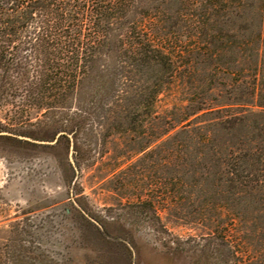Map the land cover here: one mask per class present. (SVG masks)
<instances>
[{
    "label": "trees",
    "instance_id": "1",
    "mask_svg": "<svg viewBox=\"0 0 264 264\" xmlns=\"http://www.w3.org/2000/svg\"><path fill=\"white\" fill-rule=\"evenodd\" d=\"M170 1L178 2L0 0V134H8L0 139L35 146L18 137L27 127L49 129L54 146L68 150L69 135L84 129L116 78L124 84L118 95H133L131 113L198 79L205 96L195 92L161 118L157 140L179 150L164 157V172L212 191L210 202L220 200L227 213L251 206L264 197V0H181L173 16ZM115 63L129 71L100 68ZM137 76L145 78L140 92L129 85ZM141 206L161 223L154 201ZM106 241L130 258L124 243Z\"/></svg>",
    "mask_w": 264,
    "mask_h": 264
},
{
    "label": "rangeland",
    "instance_id": "2",
    "mask_svg": "<svg viewBox=\"0 0 264 264\" xmlns=\"http://www.w3.org/2000/svg\"><path fill=\"white\" fill-rule=\"evenodd\" d=\"M179 1L164 5L168 15ZM100 68L129 71L118 63ZM132 79L130 87L140 92L145 78ZM196 82L175 83L151 109L131 113L133 95L123 100L116 78L84 129L69 135L71 153L54 146L49 129L27 127L20 135L35 146L0 139V264H264L262 195L227 213L220 200L210 202L212 191H195L187 177L180 183L164 172V157L179 150L177 142L157 140L161 118L179 113L191 94L205 96ZM174 165L170 160L167 167ZM145 200L154 201L161 223L141 206ZM105 239L124 243L130 258Z\"/></svg>",
    "mask_w": 264,
    "mask_h": 264
},
{
    "label": "water",
    "instance_id": "3",
    "mask_svg": "<svg viewBox=\"0 0 264 264\" xmlns=\"http://www.w3.org/2000/svg\"><path fill=\"white\" fill-rule=\"evenodd\" d=\"M0 135H8L7 133H1ZM18 139H20V140H25V141H30V142H36V141H33V140H31V139H29V138H26V137H18ZM41 143H43V142H41ZM72 152V144H71V146H70V153ZM92 220V219H91ZM94 223H96L94 220H92ZM97 224V223H96ZM98 225V227L100 228V229H102V227L99 225V224H97ZM104 234H105V232H103Z\"/></svg>",
    "mask_w": 264,
    "mask_h": 264
}]
</instances>
